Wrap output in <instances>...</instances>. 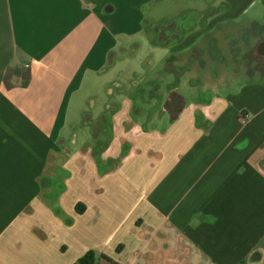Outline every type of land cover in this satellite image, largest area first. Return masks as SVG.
Segmentation results:
<instances>
[{
  "label": "crops",
  "instance_id": "crops-1",
  "mask_svg": "<svg viewBox=\"0 0 264 264\" xmlns=\"http://www.w3.org/2000/svg\"><path fill=\"white\" fill-rule=\"evenodd\" d=\"M166 2L0 0V264H72L88 250L96 264H264V74L238 92L213 87L199 104L172 83L166 128L143 127L141 108L114 102L90 144L70 153L57 138L69 100ZM206 4L197 21L220 6L210 24L173 40L182 69L213 24H258L264 13V0ZM171 96L185 107L165 109ZM58 166L67 175L54 194Z\"/></svg>",
  "mask_w": 264,
  "mask_h": 264
},
{
  "label": "rangeland",
  "instance_id": "rangeland-1",
  "mask_svg": "<svg viewBox=\"0 0 264 264\" xmlns=\"http://www.w3.org/2000/svg\"><path fill=\"white\" fill-rule=\"evenodd\" d=\"M209 1L167 0L158 21L149 22L135 36L122 38V50L115 54L111 64L103 68L100 74L104 76L94 78L97 80L94 88L83 91L81 98L69 100L64 123L57 136L58 140H64L65 149L71 153L81 144H90L96 120L101 117L100 113L111 116L114 102L129 105V109L131 105L141 108L143 113L135 115L134 120L143 127L166 128L170 121L166 116L161 122L163 114L160 109L172 83L179 87L178 93L187 104H199L213 87L223 95L226 89L234 93L248 77L257 79L264 74V58L258 62L255 53L252 54L258 40L257 33L264 35V13L254 16L258 22L254 29L250 21L213 24L212 31L207 33V55L206 50L197 55H183L180 58L182 72L174 73L168 69V61L174 67L180 66L172 56V46L176 45L171 39L172 34L189 32L186 29L194 22L196 26L204 25L205 18L209 25L208 14L220 6L209 8L207 14L202 11L201 20L197 21V9L208 8L206 3ZM196 44V48H202L204 39ZM85 88L83 85L82 89ZM151 93L155 95L151 96ZM155 155V152L146 153L149 158ZM56 172L57 178L51 184L54 194L64 188L62 183L67 175L63 166H58ZM95 261L97 263L98 258Z\"/></svg>",
  "mask_w": 264,
  "mask_h": 264
},
{
  "label": "flooded vegetation",
  "instance_id": "flooded-vegetation-1",
  "mask_svg": "<svg viewBox=\"0 0 264 264\" xmlns=\"http://www.w3.org/2000/svg\"><path fill=\"white\" fill-rule=\"evenodd\" d=\"M256 24L255 23H252V27H253V29H254V26H255ZM259 27V26H258ZM254 32V31H253ZM256 38L258 39L257 40V42L259 41V40H261V39H263L264 40V35H263V33H257V35H256ZM211 50V49H210ZM210 50H208V51H210ZM200 51V50H199ZM198 51V52H199ZM213 52V51H212ZM210 53L211 55L213 54V53ZM254 53H255V55L257 56V58L259 59L258 60V62H261L262 61V59L259 57V55L257 54V51L254 49V51L252 50V54L254 55ZM206 55H207V49H206ZM261 59V60H260ZM182 68L181 67H177L176 68V72L177 73H180V72H182ZM185 107V102L183 101V100H181V99H179V98H177V97H175V96H171L170 98H168V100H167V102H166V105H165V109H167L168 111H170V112H175V111H177V110H179V109H183Z\"/></svg>",
  "mask_w": 264,
  "mask_h": 264
},
{
  "label": "trees",
  "instance_id": "trees-1",
  "mask_svg": "<svg viewBox=\"0 0 264 264\" xmlns=\"http://www.w3.org/2000/svg\"><path fill=\"white\" fill-rule=\"evenodd\" d=\"M103 257H105V259H107L109 262L116 264L112 260L108 259L106 256ZM72 264H96L93 251L88 250L81 257L76 259Z\"/></svg>",
  "mask_w": 264,
  "mask_h": 264
},
{
  "label": "water",
  "instance_id": "water-1",
  "mask_svg": "<svg viewBox=\"0 0 264 264\" xmlns=\"http://www.w3.org/2000/svg\"><path fill=\"white\" fill-rule=\"evenodd\" d=\"M180 37L181 35L176 33V34H172L171 39L177 41L180 39ZM255 50L257 51V54L259 55V57L263 59L264 58V40L263 39L257 42V44L255 45Z\"/></svg>",
  "mask_w": 264,
  "mask_h": 264
},
{
  "label": "clouds",
  "instance_id": "clouds-1",
  "mask_svg": "<svg viewBox=\"0 0 264 264\" xmlns=\"http://www.w3.org/2000/svg\"><path fill=\"white\" fill-rule=\"evenodd\" d=\"M236 91L238 92V91H239V89L237 88V89H236Z\"/></svg>",
  "mask_w": 264,
  "mask_h": 264
}]
</instances>
